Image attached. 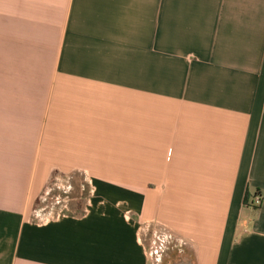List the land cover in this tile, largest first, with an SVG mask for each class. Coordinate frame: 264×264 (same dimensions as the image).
<instances>
[{
	"label": "crops",
	"instance_id": "crops-1",
	"mask_svg": "<svg viewBox=\"0 0 264 264\" xmlns=\"http://www.w3.org/2000/svg\"><path fill=\"white\" fill-rule=\"evenodd\" d=\"M0 264H264V0H0Z\"/></svg>",
	"mask_w": 264,
	"mask_h": 264
},
{
	"label": "rangeland",
	"instance_id": "rangeland-1",
	"mask_svg": "<svg viewBox=\"0 0 264 264\" xmlns=\"http://www.w3.org/2000/svg\"><path fill=\"white\" fill-rule=\"evenodd\" d=\"M88 197V187L83 181L74 177L68 181L63 187L52 188L48 196L43 200H37L35 203L36 209L45 208L43 217L55 216L59 209L60 213L80 215L84 211L86 199ZM64 206V208H62ZM47 211V212H46ZM52 211V212H51Z\"/></svg>",
	"mask_w": 264,
	"mask_h": 264
},
{
	"label": "built area",
	"instance_id": "built-area-1",
	"mask_svg": "<svg viewBox=\"0 0 264 264\" xmlns=\"http://www.w3.org/2000/svg\"><path fill=\"white\" fill-rule=\"evenodd\" d=\"M260 201H261L260 196L255 195V196L252 198V201L249 203V205H250L251 207L258 206V205L260 204Z\"/></svg>",
	"mask_w": 264,
	"mask_h": 264
}]
</instances>
